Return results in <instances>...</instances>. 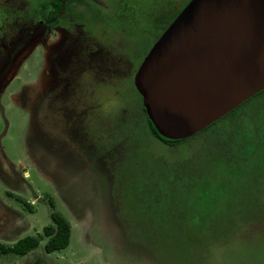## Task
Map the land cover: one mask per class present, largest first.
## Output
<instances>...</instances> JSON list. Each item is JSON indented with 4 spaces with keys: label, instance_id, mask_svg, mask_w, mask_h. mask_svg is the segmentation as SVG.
<instances>
[{
    "label": "flooded vegetation",
    "instance_id": "obj_1",
    "mask_svg": "<svg viewBox=\"0 0 264 264\" xmlns=\"http://www.w3.org/2000/svg\"><path fill=\"white\" fill-rule=\"evenodd\" d=\"M123 5V0H0V112L1 101L11 99L27 106L36 125L34 154L6 165L0 151V177L4 167L14 176V189L3 191L8 200V194L20 197L23 171L43 175L41 165L50 170L58 197L73 187L66 203L81 196L88 182L99 192L94 197L120 202L115 188L123 181L120 172L143 158L150 142L165 146L155 139L134 86L149 50L140 57L133 43L128 48L134 39L123 27L133 24ZM143 21L152 23L153 34V21ZM38 49L44 55L38 74L20 84L17 70ZM10 86L15 93L6 92ZM8 210L0 203V246L17 236Z\"/></svg>",
    "mask_w": 264,
    "mask_h": 264
},
{
    "label": "trees",
    "instance_id": "obj_2",
    "mask_svg": "<svg viewBox=\"0 0 264 264\" xmlns=\"http://www.w3.org/2000/svg\"><path fill=\"white\" fill-rule=\"evenodd\" d=\"M188 2L174 9L169 0H153L143 11L153 21L154 42ZM149 125L165 147L202 137L173 163L148 152L133 164L137 171L126 178L122 193L125 208L131 203L144 226L132 235L134 242L151 246L168 264H264V91L191 138L167 140ZM7 196L31 211L20 197ZM46 204L51 224L0 246V255L23 257L43 240L46 254L68 247V221L50 200Z\"/></svg>",
    "mask_w": 264,
    "mask_h": 264
},
{
    "label": "water",
    "instance_id": "obj_3",
    "mask_svg": "<svg viewBox=\"0 0 264 264\" xmlns=\"http://www.w3.org/2000/svg\"><path fill=\"white\" fill-rule=\"evenodd\" d=\"M161 138L200 133L264 91V0H189L134 77Z\"/></svg>",
    "mask_w": 264,
    "mask_h": 264
},
{
    "label": "rangeland",
    "instance_id": "obj_4",
    "mask_svg": "<svg viewBox=\"0 0 264 264\" xmlns=\"http://www.w3.org/2000/svg\"><path fill=\"white\" fill-rule=\"evenodd\" d=\"M187 1L169 0L175 4L174 9L183 6ZM107 2L114 3L115 0H107ZM152 3L153 0H123L124 8L127 7L126 12L123 11V13L130 18L129 20L133 24L123 27L124 31L129 34V39H134V42L127 43L129 44L128 48L131 47L130 43H133L134 50L138 51L140 57L154 43V33L152 34L148 28L152 23L143 21L145 18L143 11ZM41 51L38 49L33 52L27 60L23 61L22 67L20 66L17 70L20 84L27 83L29 80L34 81L44 58ZM12 75L16 76L15 71ZM6 92L12 94L16 92V89L14 86H10ZM13 97L11 95V98ZM2 103L4 106L3 115L0 112L2 161L6 165L8 162L17 165L19 161L28 158L27 156L31 152L34 154V144L36 143L34 115L29 117L26 112L27 106L23 105L22 108L20 103L12 102L11 99L1 101V106ZM201 137L199 136L177 149L163 147L157 143L153 145L150 142L148 150L154 158H161L166 164H170L187 157L189 152L194 150L197 144H200ZM38 168L42 170L43 175L31 168L23 171V174L20 175L22 180L18 182L21 191L17 195L31 205V212L25 210L13 199L8 200L3 196L5 189H14L15 187L11 171L6 167L3 168L5 173L4 177H0V203L9 209L7 215L10 221L7 222L18 226L13 230V234L17 235L16 238L5 243L9 245L25 236L40 234L43 227L50 225L49 213L51 209L46 204L47 200H50L54 206L53 210L60 213L70 225L68 247L46 254L43 251L45 243L43 240L39 247L28 253L27 256L0 255V264H168L156 255V251L151 246L137 244L132 239V235H139L138 232L143 231L144 226L138 225L140 222L139 213L135 214L131 203L126 204L125 208L122 192L125 188L124 181L127 177L135 175L137 167L127 165L126 169L120 172V177L123 179L121 186H116L118 183H115L116 187L114 186L120 202L94 197V194H99V192L96 187H93L92 182H88V186L81 196L69 203H66L65 199L68 194H71L73 187L67 188L66 192L61 193L58 197L49 178L50 170L41 165ZM78 194L79 192L76 190V195ZM1 237H3V233H0V242H2ZM242 238L243 241H246L249 238L248 233L246 232ZM216 253L215 250L213 255Z\"/></svg>",
    "mask_w": 264,
    "mask_h": 264
},
{
    "label": "crops",
    "instance_id": "obj_5",
    "mask_svg": "<svg viewBox=\"0 0 264 264\" xmlns=\"http://www.w3.org/2000/svg\"><path fill=\"white\" fill-rule=\"evenodd\" d=\"M30 203H32V202H30ZM14 227H18V226H16V224L14 225ZM9 242V241H8ZM14 243V242H13ZM13 243H11V244H13ZM11 244H9V245H11ZM27 256V255H26Z\"/></svg>",
    "mask_w": 264,
    "mask_h": 264
}]
</instances>
